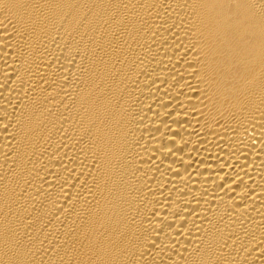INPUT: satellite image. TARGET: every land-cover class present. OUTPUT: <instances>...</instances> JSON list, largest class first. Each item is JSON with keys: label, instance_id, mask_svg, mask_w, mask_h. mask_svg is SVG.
<instances>
[{"label": "bare ground", "instance_id": "bare-ground-1", "mask_svg": "<svg viewBox=\"0 0 264 264\" xmlns=\"http://www.w3.org/2000/svg\"><path fill=\"white\" fill-rule=\"evenodd\" d=\"M0 264H264V0H0Z\"/></svg>", "mask_w": 264, "mask_h": 264}]
</instances>
